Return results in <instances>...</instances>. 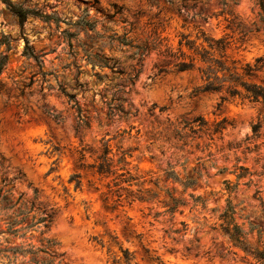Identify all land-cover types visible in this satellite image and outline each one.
<instances>
[{
	"label": "clouds",
	"instance_id": "1",
	"mask_svg": "<svg viewBox=\"0 0 264 264\" xmlns=\"http://www.w3.org/2000/svg\"><path fill=\"white\" fill-rule=\"evenodd\" d=\"M0 264H264V0H0Z\"/></svg>",
	"mask_w": 264,
	"mask_h": 264
}]
</instances>
